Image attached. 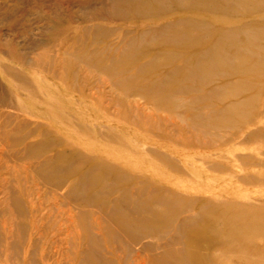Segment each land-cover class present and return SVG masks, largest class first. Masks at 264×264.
<instances>
[{
    "label": "bare ground",
    "instance_id": "6f19581e",
    "mask_svg": "<svg viewBox=\"0 0 264 264\" xmlns=\"http://www.w3.org/2000/svg\"><path fill=\"white\" fill-rule=\"evenodd\" d=\"M133 11L145 19L139 34L153 33L154 36L156 33L159 43L155 49L146 43L138 44L131 35L122 33L116 39L124 47L112 57L107 55V49L103 53L93 46L86 50L85 41L82 42L84 51H77L75 46L79 43H75L66 52L77 60L94 62L98 69L109 73L123 74L118 70V63L123 66L124 62L141 60L138 73L121 77L120 85L126 96H142L174 107L179 104V109H184L182 122L199 133L188 137L183 128L178 130L155 121L154 125L163 132L162 140L180 151L184 159L192 152L203 154L201 167L211 164L206 172L231 175L229 171L234 168L264 170V153L260 152L258 157L252 153L243 155L246 151H257L254 144L264 145V115L254 117V111L264 102V27L237 18L239 13L251 18L262 15L264 0H169L155 5L139 0ZM195 12L209 14L210 20L189 16ZM181 13L186 14L168 20ZM227 18L235 21V27L224 21L219 30L212 28V23ZM84 31L91 32L90 36L96 33L92 28L83 29V33H77L76 41ZM137 46L145 52L135 54L133 49ZM159 54L170 60L157 64L155 59ZM41 60L46 63L43 68H51V74L59 81L58 88L66 86L85 101L97 100L92 89L77 84L80 76L73 61H52L48 55ZM222 65L232 74L243 72V80L237 83L254 91L222 108L197 112L191 105L208 103L213 98L222 101L220 90L228 89L235 95L233 84L237 83L234 82L205 93L198 88L213 85L214 81L210 80L213 75H226L228 71L220 73ZM165 67L171 68V76L154 81V72ZM184 96L188 98L183 100ZM119 105L126 109L127 115L132 111L138 117L144 115L131 104ZM233 121L237 124L240 121L248 131L237 137H221L209 132L211 128L224 125L234 127ZM15 123L14 128L12 122L3 127L5 132L4 136L0 134V139L8 141L7 147L17 146L23 154L36 155L34 168L48 185L60 192L56 202L66 207L58 218L61 224L54 236L57 240L53 243V255H39L36 249L41 248L40 238H35L33 232L28 234L23 199L17 197L14 201L10 198V189L5 187V197L0 201V212L5 215V219L0 220V241L4 240L9 247L15 243L20 247L27 244L26 248L21 247L24 254L16 264H228L233 260L239 264H264V200L261 199L264 194L239 191L224 198L219 193L229 187L226 184L219 190L200 183L184 186L179 177L203 174L197 168L186 169V160L176 163L169 154L172 152L169 147H165V151L145 150L144 154L153 155L175 174L168 182L173 188L168 190L142 175V168L122 169L115 163L87 157L55 139L51 130L23 118L16 119ZM145 129L154 130L146 124ZM31 135L37 140L27 142ZM206 137V142L201 140ZM228 156L237 158L234 167L222 164ZM233 177L240 183L264 184L262 176ZM203 193L210 196L204 198ZM31 206V218L36 222L32 227L38 233L44 217L39 205ZM103 247H107V255ZM4 254L8 258L13 251L6 250Z\"/></svg>",
    "mask_w": 264,
    "mask_h": 264
},
{
    "label": "rangeland",
    "instance_id": "374dc122",
    "mask_svg": "<svg viewBox=\"0 0 264 264\" xmlns=\"http://www.w3.org/2000/svg\"><path fill=\"white\" fill-rule=\"evenodd\" d=\"M138 1L0 0V134L4 136L5 128L3 127H7L5 125L8 122H12L14 128L15 120L23 118L29 123L51 130L55 139H60L73 146L87 157L109 161L127 170L129 168H142V175L156 180L157 185L171 190L172 184L168 182L175 174L161 165L153 155L144 154V151L149 148L165 151V147H169L172 151L169 154H172V159L176 163L180 164V161L185 162L186 160L188 162L186 169L188 167L190 169L197 168L203 174L202 176L186 175L179 177L184 186L189 187L191 184L200 183L203 187L207 186L209 189L216 188L219 190L226 184L229 187L219 193L224 198H229L239 191L264 194V184L240 183L237 178L233 177L242 178L246 175H254L264 178V170L247 168L245 170L237 168L232 170L231 168L232 172L229 171L231 175L221 172H206L207 167L211 164H205L203 168L201 167L203 154L192 152L188 154L189 158L184 159L180 151L160 138L163 132L154 125L155 121L157 123L164 122L178 130L183 128L188 137H193L199 133L193 130L189 124L182 122L184 109H179V104L174 107L173 104L166 105L164 102L154 103L142 96H126L123 87L120 85V83L122 84L120 82L121 77L138 73L137 69L142 63L141 60L131 63L124 62L122 63L123 66L118 63V70L123 71V74L109 73L98 69L94 62L86 63L87 60H77L76 57L66 52L69 47L73 46L72 44L79 43L75 46L77 51H84L85 46L86 50L93 46L99 53H103L107 49V55L112 57L117 50L124 47V44L116 39L122 33L131 35L138 44L146 43L149 48L155 49L159 43V40L155 38L156 33L154 36L153 33L139 34L145 19L137 16L133 11ZM149 1L154 5L159 2H169V0ZM195 13H189V16L195 15L199 19L210 20V15L207 13ZM183 14L186 13L170 17L168 20L176 19ZM237 18L244 20L245 23L254 22L264 27V13L256 18L239 13ZM224 21H227L230 27L236 25L234 20L227 18L218 21V23H212V28L219 30ZM90 28L96 31L94 36L88 35L91 32L86 34L84 31L85 34L76 41L77 33H83V29ZM149 37L155 41H151ZM83 41H85V46ZM165 46L171 47L166 44ZM133 52L139 54L145 51L137 46ZM47 55L52 61L58 59L73 61L75 64L72 65H76L75 70L80 76L77 84L80 87L92 89L97 100L85 101L78 93L66 86L58 88L59 81L51 74L52 70H49L51 68H43L46 63L42 62L41 59ZM257 58H262V56H257ZM164 60L168 62L170 59L160 54L155 59L157 64ZM107 63H109V59H107ZM222 69L220 73L228 71L226 75L211 76L210 80L214 81L213 85L206 88L198 87L199 90L205 93L214 87H222L225 83H237L243 80V72L242 74H232L227 67L223 66ZM171 73L170 67L155 71L154 81L163 80L166 76H171ZM261 79L262 77L259 78V80ZM83 83L85 84L83 85ZM233 89L235 95L230 94L231 91L228 89L220 90L219 93L223 95L222 101L213 98L208 103L191 106L197 112H202V109L205 111L222 108L232 101L245 98L254 91L251 88L248 90L247 87L239 86V83L233 84ZM181 98L186 100L188 96ZM123 103L139 108L140 114L144 115L138 117L134 111L127 115L126 109L119 105H123ZM263 115L264 102L254 111L255 118ZM211 122L212 120H210ZM234 122L236 123V121ZM145 124L148 127L152 126L154 130L149 129L147 131ZM246 131H248V127H245L240 121L234 127L224 125L218 129L211 128L209 130L211 135L221 137H237L241 132ZM207 138L201 140L206 142ZM26 140L30 142L37 140V138L31 135ZM7 142V140L4 142L0 139V201L5 197V187L10 189V198L14 201L17 197L23 199L27 214L25 221L29 226L28 234L33 232L35 238H40L41 248H37L36 252L39 255L43 253L46 256H52L55 250L53 243L57 240V237L54 236L57 234L58 224H61L58 218L66 210V207L60 206L59 201L56 202V199H60L57 194L59 191L48 185L47 180L34 168L35 161H37L36 155L23 154L17 146L7 147ZM253 147L257 151H246L243 155L252 153L253 156L258 157L260 152L264 153L263 144H254ZM236 160V157L228 156L221 162L224 165L228 163L230 167H234ZM190 194L192 195V192ZM209 196L208 193L202 194L204 198ZM261 199L264 200V195ZM31 205L35 207L39 205L41 207L40 214L44 217L43 226L38 233L35 227H32L36 222L33 221V217L31 218ZM183 215L185 217L190 216V214ZM2 219H5V215L0 212V220ZM104 240L106 241L107 238L105 237ZM15 244L9 247L4 240L0 241V264H16L19 257H23L24 253L21 247L26 248L27 244L21 245V247ZM105 245L107 246V243ZM103 248L107 255V247ZM6 250L13 251V254L9 255L8 258L6 257L7 254H4ZM228 264L239 263L237 260H233L232 263Z\"/></svg>",
    "mask_w": 264,
    "mask_h": 264
}]
</instances>
